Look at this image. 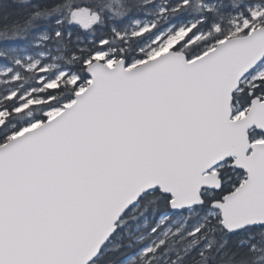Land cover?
Listing matches in <instances>:
<instances>
[{"label": "snow or ice", "instance_id": "snow-or-ice-1", "mask_svg": "<svg viewBox=\"0 0 264 264\" xmlns=\"http://www.w3.org/2000/svg\"><path fill=\"white\" fill-rule=\"evenodd\" d=\"M0 264H264V0H0Z\"/></svg>", "mask_w": 264, "mask_h": 264}]
</instances>
